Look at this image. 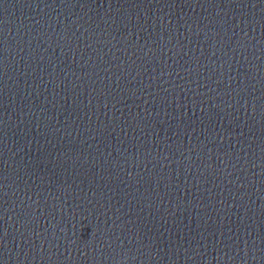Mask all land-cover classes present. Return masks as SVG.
Wrapping results in <instances>:
<instances>
[{
	"label": "water",
	"instance_id": "1",
	"mask_svg": "<svg viewBox=\"0 0 264 264\" xmlns=\"http://www.w3.org/2000/svg\"><path fill=\"white\" fill-rule=\"evenodd\" d=\"M0 264H264V0H0Z\"/></svg>",
	"mask_w": 264,
	"mask_h": 264
}]
</instances>
